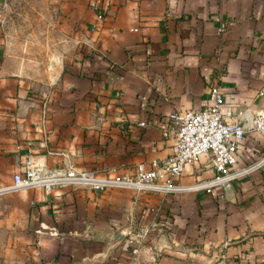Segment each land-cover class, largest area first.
Returning a JSON list of instances; mask_svg holds the SVG:
<instances>
[{"label":"crops","instance_id":"1","mask_svg":"<svg viewBox=\"0 0 264 264\" xmlns=\"http://www.w3.org/2000/svg\"><path fill=\"white\" fill-rule=\"evenodd\" d=\"M211 85L227 121L249 130L264 111V0H0V184L28 156L97 177L163 161L174 144L162 135L169 115L204 109ZM263 152L247 131L227 169ZM212 175L202 154L178 181ZM142 227L140 262L264 264V170L170 195L71 186L5 194L0 264H129L126 238Z\"/></svg>","mask_w":264,"mask_h":264},{"label":"built area","instance_id":"2","mask_svg":"<svg viewBox=\"0 0 264 264\" xmlns=\"http://www.w3.org/2000/svg\"><path fill=\"white\" fill-rule=\"evenodd\" d=\"M225 29L220 23L218 32ZM204 109L187 111L182 115H169L167 126L162 130L163 137L174 138L172 154L163 161H151L147 167L137 165L132 175H112L97 177L92 170H77L73 167L45 169L34 164L29 156L21 170L13 174L11 182L0 184V197L23 189L41 187L48 191L59 186L89 188L103 191L107 189H130L138 192L161 195L179 194L189 191H209L214 186L226 187L233 180L249 175L255 170H264V152L248 164L234 170L227 169L236 164L238 141L247 131L255 132L264 141V111L252 115L249 130H244L234 122L227 121L228 112H222V97L217 85L208 87ZM209 156L213 175L203 181L184 184L178 181L183 167L196 160L199 155ZM128 232V233H127ZM148 227L127 234L130 245L129 264H153L136 260Z\"/></svg>","mask_w":264,"mask_h":264},{"label":"water","instance_id":"3","mask_svg":"<svg viewBox=\"0 0 264 264\" xmlns=\"http://www.w3.org/2000/svg\"><path fill=\"white\" fill-rule=\"evenodd\" d=\"M251 121V119H250ZM125 233H126V229L122 230L119 234L123 237L125 236ZM125 243L127 244V240L125 241Z\"/></svg>","mask_w":264,"mask_h":264}]
</instances>
